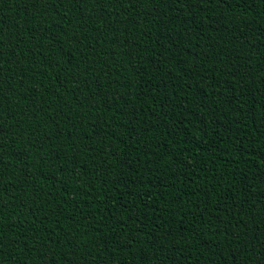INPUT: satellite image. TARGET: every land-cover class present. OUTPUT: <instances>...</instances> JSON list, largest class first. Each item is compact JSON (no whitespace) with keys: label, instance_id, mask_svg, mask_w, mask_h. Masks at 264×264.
<instances>
[{"label":"trees","instance_id":"obj_1","mask_svg":"<svg viewBox=\"0 0 264 264\" xmlns=\"http://www.w3.org/2000/svg\"><path fill=\"white\" fill-rule=\"evenodd\" d=\"M0 264H264V0H0Z\"/></svg>","mask_w":264,"mask_h":264}]
</instances>
